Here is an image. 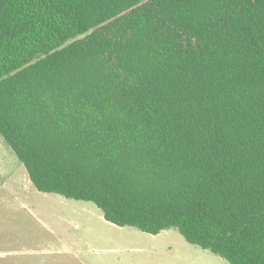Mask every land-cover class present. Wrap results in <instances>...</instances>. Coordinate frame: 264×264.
Returning <instances> with one entry per match:
<instances>
[{
    "label": "trees",
    "instance_id": "trees-1",
    "mask_svg": "<svg viewBox=\"0 0 264 264\" xmlns=\"http://www.w3.org/2000/svg\"><path fill=\"white\" fill-rule=\"evenodd\" d=\"M0 135L40 193L264 264V0H0Z\"/></svg>",
    "mask_w": 264,
    "mask_h": 264
},
{
    "label": "rangeland",
    "instance_id": "rangeland-1",
    "mask_svg": "<svg viewBox=\"0 0 264 264\" xmlns=\"http://www.w3.org/2000/svg\"><path fill=\"white\" fill-rule=\"evenodd\" d=\"M0 163L4 164L1 158ZM20 165L22 170L0 190V213L41 211L55 216L50 223L65 241L79 248L74 253L75 264H229L189 244L175 229L153 236L131 227L120 228L106 222L93 203L40 193Z\"/></svg>",
    "mask_w": 264,
    "mask_h": 264
},
{
    "label": "crops",
    "instance_id": "crops-1",
    "mask_svg": "<svg viewBox=\"0 0 264 264\" xmlns=\"http://www.w3.org/2000/svg\"><path fill=\"white\" fill-rule=\"evenodd\" d=\"M1 146L0 190L22 170V163L0 135ZM55 220L41 211L0 213V264H75L74 253L79 248L63 239L50 223Z\"/></svg>",
    "mask_w": 264,
    "mask_h": 264
}]
</instances>
